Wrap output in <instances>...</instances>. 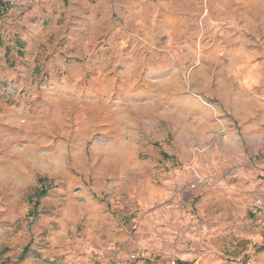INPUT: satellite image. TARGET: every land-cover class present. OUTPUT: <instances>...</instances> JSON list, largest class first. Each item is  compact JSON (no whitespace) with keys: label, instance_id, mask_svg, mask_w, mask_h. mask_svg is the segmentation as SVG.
I'll use <instances>...</instances> for the list:
<instances>
[{"label":"rangeland","instance_id":"rangeland-1","mask_svg":"<svg viewBox=\"0 0 264 264\" xmlns=\"http://www.w3.org/2000/svg\"><path fill=\"white\" fill-rule=\"evenodd\" d=\"M161 2L139 18L100 0L97 20L68 22L94 27L81 93L0 80V264H264V0ZM172 189L212 226L196 244L149 243Z\"/></svg>","mask_w":264,"mask_h":264},{"label":"crops","instance_id":"crops-1","mask_svg":"<svg viewBox=\"0 0 264 264\" xmlns=\"http://www.w3.org/2000/svg\"><path fill=\"white\" fill-rule=\"evenodd\" d=\"M88 1L83 0L84 11H80L70 19L65 0H29L23 11L14 9L7 16L0 18V80H16L20 84L34 88V80L45 74L47 85L43 86V97L47 94L52 97L51 92L67 96L69 93H81L83 86L90 84L89 77L96 75L89 72L83 61L89 52L94 53L97 50V46L87 44L90 33L84 34L87 24L81 28L68 29L67 26L68 22L73 20H77V23H80L79 19L87 20L89 6L91 12L95 10L97 20L99 9L94 8V5L98 6L100 0H91L90 4ZM162 2L161 0H125V3L135 6L130 10V14L133 13L132 15L139 18L147 15L148 6H152L150 9L155 10L156 13V6L162 5ZM96 25L97 23L94 26ZM89 28L94 29L93 26ZM98 35L97 32V37ZM111 79L112 75L104 69L100 80L103 84H107ZM103 94L99 91L93 95L103 100L106 98ZM46 109L45 107L42 115L47 113ZM32 112L34 114V109ZM211 162L209 159V163ZM193 163L198 164V162ZM171 192L168 205L159 210L156 219L149 218L150 220L146 222V228L155 224L154 229L149 230L150 236L147 235L155 240L149 243L155 245L158 238L164 236L171 239L175 245L196 244L199 239L208 236L212 226L203 223L195 216L197 208L180 203L174 189ZM64 241L65 239L53 237L49 240L50 244L45 253L53 260L63 259L66 255H63L61 246L66 247L68 244ZM96 247L97 244L87 248H84L83 244L77 245L75 248L71 247V254L74 253L76 257L81 256V258L88 257ZM154 249L158 251L156 247ZM189 256L186 254V259ZM20 264L36 263L25 261Z\"/></svg>","mask_w":264,"mask_h":264},{"label":"built area","instance_id":"built-area-1","mask_svg":"<svg viewBox=\"0 0 264 264\" xmlns=\"http://www.w3.org/2000/svg\"><path fill=\"white\" fill-rule=\"evenodd\" d=\"M25 6V3H19L15 0H9L6 2L0 3V17L6 15L9 11L14 9H22ZM263 206V202L261 199H256L254 203V213H258L261 207ZM144 253V251H143ZM132 259H136V255H132ZM173 264H177L175 261ZM244 264H251L250 261L245 262Z\"/></svg>","mask_w":264,"mask_h":264}]
</instances>
